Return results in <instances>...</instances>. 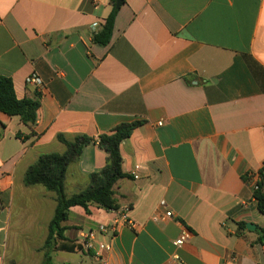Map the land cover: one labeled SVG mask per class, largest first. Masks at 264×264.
<instances>
[{"label":"crops","instance_id":"0c3cea01","mask_svg":"<svg viewBox=\"0 0 264 264\" xmlns=\"http://www.w3.org/2000/svg\"><path fill=\"white\" fill-rule=\"evenodd\" d=\"M114 9L110 43L96 44ZM32 74L42 94L26 84ZM0 76L18 99L39 94L41 104L32 127L0 114V264L45 260L56 195L26 187L27 170L64 154L61 136L97 141L133 123L121 145L128 178L115 190L134 226L102 233L115 213L71 208L64 236L81 250L52 253L49 264H100L102 244L107 264H173L175 254L186 264H264L253 190L264 167V0H0ZM106 164L98 143L87 145L68 168L66 196Z\"/></svg>","mask_w":264,"mask_h":264},{"label":"trees","instance_id":"16d2710c","mask_svg":"<svg viewBox=\"0 0 264 264\" xmlns=\"http://www.w3.org/2000/svg\"><path fill=\"white\" fill-rule=\"evenodd\" d=\"M118 10L114 9L107 18L103 29L94 36V42L106 46L110 43L115 18ZM41 107L40 95L33 99L17 98L11 79L0 76V114L7 117H20L23 124L32 127L38 119V111ZM140 123L122 124L115 128L109 135L100 136L97 141L87 136H79L69 141L59 137L65 144L67 151L64 154L42 155L38 161L26 172L24 184L26 187L41 186L56 195L57 207L49 224V234L45 242V260L43 264H49L52 253L59 251L75 252L81 250L65 239L64 233L71 208L82 207L88 210L89 205H94L108 212L120 210V204L116 193V185L128 176L123 172V158L121 145L129 139L133 131ZM0 128L5 125L0 121ZM21 138V135L18 134ZM92 142H97L99 147L107 153V164L99 172L90 175V185L83 192L67 197L65 194V180L68 168L71 164L80 160L85 147ZM258 189L254 190V198L258 210L264 216V167L259 171ZM239 229H245L246 225L240 223ZM260 242L263 243L264 230L260 229Z\"/></svg>","mask_w":264,"mask_h":264},{"label":"built area","instance_id":"2783aa9c","mask_svg":"<svg viewBox=\"0 0 264 264\" xmlns=\"http://www.w3.org/2000/svg\"><path fill=\"white\" fill-rule=\"evenodd\" d=\"M26 84L29 86H33L37 89L39 94H42V90L44 88V83L43 80L37 75V74H32L31 76H29L26 79ZM140 167H136L135 172L132 173V177L137 180L139 179V175L137 173V171L139 170ZM258 186L257 184L254 185L253 190H257ZM161 207L165 208L166 207V202H161ZM113 213H115L117 215L115 222L111 225V226H101L100 227V232L102 233H108L110 232L111 234H116L120 225H127V226H131L133 227L134 224L133 222L130 220L129 218V213H130V208L126 207L124 209H120L118 211H112ZM173 217V213L168 211L165 213V219H170ZM159 218H155V220H158ZM94 234L91 233L89 235L86 236V238L88 239V242L86 243V249L88 250H92L94 249V244L92 243L91 240H93ZM190 235L189 233H184L178 240H176L175 242V246L177 248H181L184 246V244L189 240ZM103 250H110V247L108 245L102 244L100 245L99 249L96 250L97 254V258L100 261V264H107V262L103 259L102 255H101V251ZM172 262L173 264H186L183 259L181 258V256L179 254H175L172 257Z\"/></svg>","mask_w":264,"mask_h":264},{"label":"water","instance_id":"95a60500","mask_svg":"<svg viewBox=\"0 0 264 264\" xmlns=\"http://www.w3.org/2000/svg\"><path fill=\"white\" fill-rule=\"evenodd\" d=\"M116 7H117V8L120 7V1L117 2ZM247 228H248L249 230H251V231L256 230V227H255L254 225H251V224H248V225H247ZM263 243H264V237H263Z\"/></svg>","mask_w":264,"mask_h":264},{"label":"rangeland","instance_id":"374dc122","mask_svg":"<svg viewBox=\"0 0 264 264\" xmlns=\"http://www.w3.org/2000/svg\"><path fill=\"white\" fill-rule=\"evenodd\" d=\"M39 253V255H38V259H37V264H41V261H42V259H41V253L40 252H38ZM67 257H71V258H76V256L75 255H69V256H67ZM25 261H27V260H25Z\"/></svg>","mask_w":264,"mask_h":264}]
</instances>
